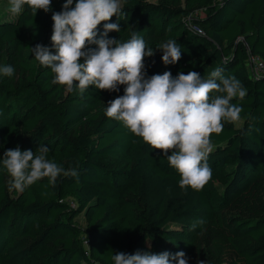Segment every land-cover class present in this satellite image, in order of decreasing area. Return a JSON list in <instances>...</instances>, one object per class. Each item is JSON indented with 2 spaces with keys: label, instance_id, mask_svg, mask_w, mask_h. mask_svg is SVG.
Here are the masks:
<instances>
[{
  "label": "trees",
  "instance_id": "trees-1",
  "mask_svg": "<svg viewBox=\"0 0 264 264\" xmlns=\"http://www.w3.org/2000/svg\"><path fill=\"white\" fill-rule=\"evenodd\" d=\"M65 2L52 0L51 11L35 15L25 5L0 28V66L14 68L0 74V264H114V254L137 251H183L188 264H264V76L248 64L250 53L264 59V0H121V14L108 21L120 27L108 38L125 42L136 32L154 51L144 58L148 77L195 71L206 78L219 67L247 90L231 101L242 107L241 119L211 134L212 177L199 191L182 190L162 151L105 116L124 85L67 92L35 61L31 47H52L51 17ZM103 30L102 22L97 39ZM169 40L182 55L165 65L159 47ZM39 146L78 175L10 190L4 152ZM227 167L220 189L214 176ZM133 178L134 187L123 182Z\"/></svg>",
  "mask_w": 264,
  "mask_h": 264
},
{
  "label": "clouds",
  "instance_id": "clouds-1",
  "mask_svg": "<svg viewBox=\"0 0 264 264\" xmlns=\"http://www.w3.org/2000/svg\"><path fill=\"white\" fill-rule=\"evenodd\" d=\"M51 4L52 0H9L8 11L20 14L27 5L35 15L38 10L51 11ZM121 12V0H76L74 6L73 0H66L62 11L51 17L52 47L37 44L31 47V54L39 65L51 69L52 83L64 86L67 92L78 88L82 93L89 86L118 92L124 85V94L108 103L105 116L123 122L152 149L162 151L179 174L182 190H202L212 177L208 164L213 151L211 134H220L225 122L241 119L242 107L231 101L243 99L247 90L237 78L223 76L219 67L206 78L195 71L176 77L165 71L148 77L144 58L153 56L154 51L146 47L143 38L136 32L125 42L108 38L109 32H120L118 23L108 21ZM102 22L104 30L97 39ZM88 44L97 47L86 50ZM159 50L165 65L181 59V47L174 40L163 43ZM13 73L12 66H0V74ZM48 152L47 146H39L35 152L21 151L19 147L4 152L3 166L11 177L10 190L23 192L43 178L55 186L60 175H78L75 168L64 169L50 162ZM112 260L114 264H188L183 251L174 255L167 251L120 252Z\"/></svg>",
  "mask_w": 264,
  "mask_h": 264
},
{
  "label": "rangeland",
  "instance_id": "rangeland-1",
  "mask_svg": "<svg viewBox=\"0 0 264 264\" xmlns=\"http://www.w3.org/2000/svg\"><path fill=\"white\" fill-rule=\"evenodd\" d=\"M8 8H9V0H0V28H5L7 27L8 25L11 24V22L17 18L18 14L14 15V14H11L9 11H8ZM203 12V10H198L196 13L197 14H201ZM0 32H1V29H0ZM240 123V122H239ZM118 156L114 157V158H117ZM2 159V163H3V158ZM228 167L221 170L218 174H216L214 176V181L216 183V185L219 186L220 189H223L224 186H225V179H226V176L225 174L228 173ZM123 182H128L129 184H131L133 187L136 186L137 182H138V179L137 178H133V179H123ZM71 204L72 205H75V202L71 200ZM76 220L80 223V224H85L84 223V217H83V214L77 216Z\"/></svg>",
  "mask_w": 264,
  "mask_h": 264
},
{
  "label": "built area",
  "instance_id": "built-area-1",
  "mask_svg": "<svg viewBox=\"0 0 264 264\" xmlns=\"http://www.w3.org/2000/svg\"><path fill=\"white\" fill-rule=\"evenodd\" d=\"M198 30L202 31L200 28H198ZM248 64L254 75L264 76V59L261 56L250 53L248 57ZM84 243L87 244L88 241L84 240Z\"/></svg>",
  "mask_w": 264,
  "mask_h": 264
}]
</instances>
